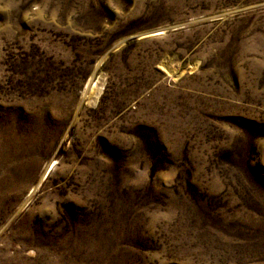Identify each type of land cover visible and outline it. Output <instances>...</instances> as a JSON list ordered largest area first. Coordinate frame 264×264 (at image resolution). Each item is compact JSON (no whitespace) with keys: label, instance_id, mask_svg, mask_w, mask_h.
Wrapping results in <instances>:
<instances>
[{"label":"rangeland","instance_id":"rangeland-1","mask_svg":"<svg viewBox=\"0 0 264 264\" xmlns=\"http://www.w3.org/2000/svg\"><path fill=\"white\" fill-rule=\"evenodd\" d=\"M0 264H264V0H0Z\"/></svg>","mask_w":264,"mask_h":264}]
</instances>
